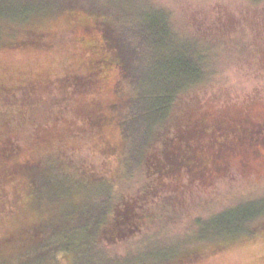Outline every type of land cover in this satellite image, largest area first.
I'll return each mask as SVG.
<instances>
[{"label": "trees", "instance_id": "16d2710c", "mask_svg": "<svg viewBox=\"0 0 264 264\" xmlns=\"http://www.w3.org/2000/svg\"><path fill=\"white\" fill-rule=\"evenodd\" d=\"M79 1L68 0L66 4L63 0H48L43 9L20 10L17 21L58 15L65 6L87 13L73 30V42L81 45L76 47V56L86 53L78 62L84 69L68 70L53 84L64 98L58 102V115H70L65 116L70 122L81 121L90 129L112 127L116 138L108 143L107 151L113 162L116 159L129 170L132 160L144 157L147 170L157 180L180 186L198 181L205 186L231 169L230 164H225L227 159L237 155L247 165L253 158L264 156V107L254 111L256 104L238 110L225 121L221 116L223 106H210L204 101L191 107L193 110L175 127L168 128L165 141L154 147L153 134L166 126L171 103L199 81L202 70L184 58L188 54L186 47H174L166 41V26L157 15L138 20L133 14H139L134 11ZM1 33L0 21V38ZM170 46L174 49L171 55L155 58V48L163 50ZM38 84L41 82L29 79L16 86L26 90L27 86L33 88ZM0 85V209L8 208L5 194L11 190L6 191L4 183H9L13 199L23 201L22 211L33 214L30 222L24 220L0 237V264H111L112 259L104 254L99 256L98 249L133 236L139 229L137 223H144V215L137 213L135 202L118 199L117 204L109 203V180L83 172L79 164L62 157L64 151H59V146L37 157L14 156L12 133L17 131L12 128L20 107L13 108L7 97L18 87ZM157 199L158 195L153 193L151 200ZM255 204L216 217L210 222L211 227L210 223L203 226L200 237L206 232L222 237L211 246L208 242L174 251L162 264L185 263L258 236L264 231V220L248 222L258 213ZM76 207L80 209L71 210ZM251 209L250 219L239 229L222 230ZM10 211L16 213L12 207ZM160 211L163 212L159 209L157 216H161Z\"/></svg>", "mask_w": 264, "mask_h": 264}, {"label": "rangeland", "instance_id": "374dc122", "mask_svg": "<svg viewBox=\"0 0 264 264\" xmlns=\"http://www.w3.org/2000/svg\"><path fill=\"white\" fill-rule=\"evenodd\" d=\"M63 1L68 4V0ZM79 2L134 11L139 14H133L138 20L157 15L166 26V41L174 47H186L188 54L184 58L202 70L199 81L171 103L166 126L153 134L154 147L165 141L168 128L183 120L193 110L191 107L204 101L210 106H223L221 116L225 121L251 104H256L254 111L264 107V0ZM46 6L48 0L44 3L41 0H0V84L16 89L19 82L24 84L30 79L44 85L8 91V103L13 108L20 107L12 128L13 132L17 131L12 133L14 156L37 157L59 146V151L60 148L64 151L62 157L79 164L83 172L109 180V203L117 204L118 199L135 202L137 213L144 215V223H137L140 230L118 243L102 245L98 249L99 256L106 255L112 259L111 264H162L174 251L208 242L211 246L221 239L219 234L206 232L200 237L198 233L224 213L251 203H256L254 209L258 211L253 219L248 218L253 209L234 218L222 228L226 231L239 229L246 219L252 223L264 220V156L253 158L251 164L245 165L236 155L225 163L230 164L231 169L212 183L203 186L195 181L191 186H180L157 180V176L147 170L144 157L132 160L129 170L116 159L113 162V156L107 151L108 143L116 138L112 127L102 125L90 129L81 121L70 122L66 118L70 115H58L61 113L58 102H63L64 98L53 84L68 70L84 69L78 62L86 53L83 51L82 56H76V47L81 48V45L73 42V30L87 13L65 6L58 15L36 16L31 22L17 21L20 10ZM134 26L142 30L139 23ZM173 52L171 46L163 50L155 48V58H165ZM12 110L14 114L15 109ZM11 186L4 183L5 190L11 191L5 194L8 208L0 209V237L24 220L33 219L32 213L22 211L23 201L13 199ZM153 193L158 195L157 200H151ZM95 196L99 198V193ZM9 206L16 213H12ZM159 209L163 210L161 216H157ZM211 226L212 223L208 225ZM209 252L181 264H264V231L249 241Z\"/></svg>", "mask_w": 264, "mask_h": 264}]
</instances>
